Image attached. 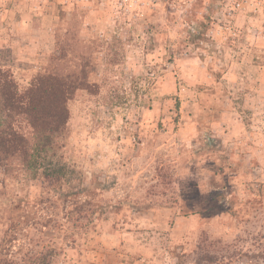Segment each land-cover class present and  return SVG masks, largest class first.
I'll list each match as a JSON object with an SVG mask.
<instances>
[{"label": "rangeland", "instance_id": "rangeland-1", "mask_svg": "<svg viewBox=\"0 0 264 264\" xmlns=\"http://www.w3.org/2000/svg\"><path fill=\"white\" fill-rule=\"evenodd\" d=\"M0 8V68L20 89L72 39L97 87L68 104V180L0 166L1 259L264 264V0Z\"/></svg>", "mask_w": 264, "mask_h": 264}, {"label": "trees", "instance_id": "trees-1", "mask_svg": "<svg viewBox=\"0 0 264 264\" xmlns=\"http://www.w3.org/2000/svg\"><path fill=\"white\" fill-rule=\"evenodd\" d=\"M69 41L58 43L48 67L24 89L10 70L0 68V166L5 170L18 166L32 178L69 179L58 153L68 129V104L80 90H97L89 82V55ZM48 257L41 252L19 264H51ZM0 264L14 263L0 257Z\"/></svg>", "mask_w": 264, "mask_h": 264}, {"label": "crops", "instance_id": "crops-1", "mask_svg": "<svg viewBox=\"0 0 264 264\" xmlns=\"http://www.w3.org/2000/svg\"><path fill=\"white\" fill-rule=\"evenodd\" d=\"M25 2V1H24ZM22 13H21V18L20 20L18 21V25H19V28H18V31H22V33L24 34L25 32L26 33H30L31 31V22L33 23L34 21L33 20H36L35 18H33L30 13L27 11V8H24L22 7ZM4 10H2L0 8V22L2 23L3 20L5 19V16L4 15Z\"/></svg>", "mask_w": 264, "mask_h": 264}, {"label": "built area", "instance_id": "built-area-1", "mask_svg": "<svg viewBox=\"0 0 264 264\" xmlns=\"http://www.w3.org/2000/svg\"><path fill=\"white\" fill-rule=\"evenodd\" d=\"M159 0H149L150 3H157Z\"/></svg>", "mask_w": 264, "mask_h": 264}]
</instances>
